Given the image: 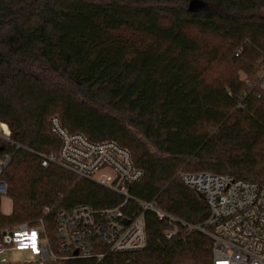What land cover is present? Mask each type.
<instances>
[{
  "label": "trees",
  "instance_id": "1",
  "mask_svg": "<svg viewBox=\"0 0 264 264\" xmlns=\"http://www.w3.org/2000/svg\"><path fill=\"white\" fill-rule=\"evenodd\" d=\"M262 9L264 0H0V123L10 131L0 155L11 156L1 179L12 203L0 232L43 218L54 244L56 210L122 200L41 166L39 154L59 147L48 122L57 114L70 131L128 147L144 172L130 195L178 219L168 238V220L146 211L143 249L61 264H212L208 206L178 172L263 181L264 91L248 94L247 83L264 59Z\"/></svg>",
  "mask_w": 264,
  "mask_h": 264
},
{
  "label": "built area",
  "instance_id": "2",
  "mask_svg": "<svg viewBox=\"0 0 264 264\" xmlns=\"http://www.w3.org/2000/svg\"><path fill=\"white\" fill-rule=\"evenodd\" d=\"M240 52L241 48L235 55ZM247 83L248 94L259 97V91H264V59L259 61L254 80ZM243 106L240 102L237 108ZM48 122L59 147L55 152L39 154L41 166L59 165L78 177L94 180L119 194L122 200L112 207L95 208L82 203L56 210L54 244L43 218L33 224L24 222L3 229L0 264H61L71 258L101 260L108 252L141 250L147 243L146 211L168 220L173 228L166 231V237L175 234L176 217L162 210L155 200L144 201L130 195L129 185L140 181L144 172L135 165L128 147L113 139L96 141L70 131L57 114L51 115ZM9 135L8 126L0 123V136L8 141ZM10 158L9 154L0 155V197L7 193L1 175ZM178 174L188 188L202 194L208 206L203 231L213 241L212 264H264V179L258 183L208 171L180 170ZM131 202L137 209L126 213ZM51 211L49 207L44 209L46 214Z\"/></svg>",
  "mask_w": 264,
  "mask_h": 264
},
{
  "label": "rangeland",
  "instance_id": "3",
  "mask_svg": "<svg viewBox=\"0 0 264 264\" xmlns=\"http://www.w3.org/2000/svg\"><path fill=\"white\" fill-rule=\"evenodd\" d=\"M261 12L264 14V9H262ZM242 74L243 73L241 72L240 76H242ZM11 209H12L11 200L6 195L1 196L0 197V211L4 214H9L11 212ZM22 223H24V222H22ZM20 259L22 260V257H20Z\"/></svg>",
  "mask_w": 264,
  "mask_h": 264
},
{
  "label": "water",
  "instance_id": "4",
  "mask_svg": "<svg viewBox=\"0 0 264 264\" xmlns=\"http://www.w3.org/2000/svg\"><path fill=\"white\" fill-rule=\"evenodd\" d=\"M198 196H199L201 199H203L202 194L198 193ZM125 221H127V219H125Z\"/></svg>",
  "mask_w": 264,
  "mask_h": 264
}]
</instances>
